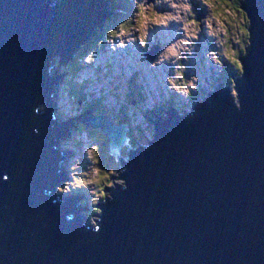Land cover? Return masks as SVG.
<instances>
[{"label": "water", "instance_id": "water-1", "mask_svg": "<svg viewBox=\"0 0 264 264\" xmlns=\"http://www.w3.org/2000/svg\"><path fill=\"white\" fill-rule=\"evenodd\" d=\"M52 1L0 0V264H264V0L242 5L250 49L237 104L221 87L194 115L173 110L155 130L151 122L150 144L130 153L101 194L95 224L74 218L60 195L81 196L86 210L82 190L54 193L63 127L53 128L43 106L59 82L48 66L104 29L112 7ZM96 120L112 147L124 146L128 126Z\"/></svg>", "mask_w": 264, "mask_h": 264}, {"label": "rangeland", "instance_id": "rangeland-1", "mask_svg": "<svg viewBox=\"0 0 264 264\" xmlns=\"http://www.w3.org/2000/svg\"><path fill=\"white\" fill-rule=\"evenodd\" d=\"M226 2L229 3L220 0H127L129 9H133V20L125 26L127 30L111 37L105 27L98 33L103 35L102 50L87 53L85 57L77 56L79 66H72L58 107L62 123L78 116L83 129L74 128L69 133L68 176L63 188L56 193L82 190L86 195V208L91 209L90 216L93 214L90 223H96L99 198L130 153L150 144V123L145 120L150 110L172 103L175 108L187 106L185 111L188 113L213 92L210 89L215 91L225 84L230 90L234 88L231 78L220 81L218 77L221 71L228 75L227 68L233 70L239 63L241 50L249 45L250 21L246 12L240 10L239 14L237 5L230 0ZM245 33L247 42H244ZM155 46H160L155 63L149 64L146 54ZM237 76L235 73L234 77ZM127 79H133L128 85L132 93L124 96L125 103L131 98L140 99L136 91L139 90L137 80L144 85V90L159 94L155 96L157 99L148 101L150 108L140 109L142 106L137 107L136 102L124 106L123 99H114L118 94L112 86H119L121 96L127 94ZM230 94L237 104L235 91L231 90ZM94 102H97L95 110L90 107ZM123 113L128 117L126 123L131 139L129 144L116 151L96 117L103 115L116 124L115 120ZM86 114L91 118L88 123L83 118ZM141 135L144 136L142 139ZM110 155L115 160L111 161ZM104 162L107 165L104 166Z\"/></svg>", "mask_w": 264, "mask_h": 264}, {"label": "trees", "instance_id": "trees-1", "mask_svg": "<svg viewBox=\"0 0 264 264\" xmlns=\"http://www.w3.org/2000/svg\"><path fill=\"white\" fill-rule=\"evenodd\" d=\"M111 2V5H110V2ZM222 3H224V4H228L229 2H226V0H220ZM232 3H234L235 5H237V8L239 9L238 10V13L240 14L241 12H240V10L241 11H243L242 10V5H243V2H244V0H230ZM109 3V7L111 6L112 8H111V11H107V9H108V5L106 6V8H105V11H106V13L108 14V17H107V20H106V22H107V26H106V29H107V31H109V33L110 34H112L111 35V37L112 36H117V34L120 32V31H122V30H127V29H125V26L126 25H128V24H130L131 22H132V20H133V18L132 17H130V15H131V12L133 13V9H132V7H131V9H129V7L126 5V0H107V4ZM125 13V14H124ZM244 17H246L245 15H244ZM123 18V19H122ZM246 19V18H245ZM127 22V23H126ZM111 23H112V26H110L111 25ZM229 30H231V28L230 29H228V34H230L229 33ZM245 36H246V39L244 40V42H247L248 41V36L246 35V33H245ZM227 38H229V37H227ZM98 42H99V44H98ZM101 42H103V35H101V34H98V35H95V37H89L88 38V43L83 47V49H81L80 50V55H82L83 57H85L86 55L85 54H87V53H90V52H95V51H98V49H99V47H101L102 45H101ZM100 45V46H99ZM245 49V50H244ZM244 49H242L241 50V58H244V57H246L247 56V54H248V50L250 49V46L248 45L246 48H244ZM239 57V63H240V58ZM78 60H80V59H78ZM230 60V59H229ZM219 61V63L221 64V66L222 67H224L225 65H224V63H222L221 62V60L219 59L218 60ZM77 63H78V61H77ZM239 63L237 62L236 63V65H235V67L233 68V70L232 69H228L227 68V71L230 73H228V75L226 74H224V72L223 71H221V76H219L218 77V80H219V78H220V81H222V80H225V79H227V78H231L230 79V82L232 83V82H234V83H236L237 82V80H235L238 76H240V80H238V82L239 81H241L242 80V77H243V70H242V64L240 63V65H239ZM70 64V62L67 64V65H69ZM63 65H65V64H60V66H63ZM72 67V66H71ZM70 67V68H71ZM182 73V72H181ZM235 73H237V77L235 78L234 77V74ZM178 84H179V81H178ZM226 85V87H227V85L228 84H225ZM81 93H83V90L81 89ZM132 92L130 91L128 94H127V96H129L130 94H131ZM116 94H118V93H116ZM74 96H78V95H74ZM80 97V96H79ZM132 100H134L133 98H131L130 100H129V102H127V105H130V104H132L131 102H132ZM212 100V99H211ZM127 101V100H126ZM171 104V103H170ZM92 106H90V107H92L93 109L95 108V109H97V107H96V105H97V102H94V104H91ZM164 106H159L158 108H154V109H152V110H150L149 111V114L147 113L146 114V117H147V119L145 118V120H147L149 123H150V125H151V122L152 121H154V120H156V119H158L159 117H162L163 115H164V111H163V109L165 108H167V104L165 103V104H163ZM162 107H163V109H162ZM174 107V106H173ZM177 108H175L176 110H178V111H184L185 110V107H187V106H184L183 108L181 107V108H179V106L177 105L176 106ZM125 108V107H124ZM88 109V108H87ZM94 109V110H95ZM88 111V110H87ZM96 112V111H95ZM125 113V112H124ZM121 114L115 121H116V125H128L126 122H127V120H128V117L127 116H125V114ZM196 113H198V111L196 112ZM195 113V114H196ZM101 116H103V115H101ZM110 117H112V116H110ZM150 117L151 118H156V119H150ZM110 119V118H109ZM149 119V120H148ZM111 121H112V119H111ZM113 122V121H112ZM73 128H78L79 130H82L83 129V127H82V125L80 124V118L79 117H75V119H74V121H73ZM129 126V125H128ZM152 126V125H151ZM153 127V129L155 130V126L153 125L152 126ZM142 137H140V139H142L144 136L143 135H141ZM154 137H155V135H154ZM130 138H131V136H130ZM145 139V138H144ZM144 141V140H143ZM104 142V141H103ZM104 147V145H102V148ZM105 149H108V147L107 146H105ZM110 150V149H109ZM101 151H102V149H101ZM100 151V152H101ZM100 157H101V155H100ZM110 159H111V161H113V156L112 155H110V157H109ZM115 160V159H114ZM110 161V163H112ZM131 162V161H130ZM104 166L105 165H107L105 162L104 163H102ZM108 184V183H107ZM103 192H105V191H103ZM106 193V192H105ZM102 199V198H101ZM95 212H100V210L98 209V210H96Z\"/></svg>", "mask_w": 264, "mask_h": 264}, {"label": "bare ground", "instance_id": "bare-ground-1", "mask_svg": "<svg viewBox=\"0 0 264 264\" xmlns=\"http://www.w3.org/2000/svg\"><path fill=\"white\" fill-rule=\"evenodd\" d=\"M170 12H172L171 10H170ZM165 34V33H164ZM171 57V56H170ZM172 59H173V57H172ZM235 102V101H234ZM86 112H88V111H84V113H86ZM179 112H181V111H179ZM102 117H105V116H102ZM84 118V121L85 122H87L88 123V121L91 119L90 118V115L89 114H86V116L85 117H83ZM105 118H107V119H109L108 117H105ZM82 120V119H81ZM110 120V122H111V119H109ZM113 123V122H112ZM128 131H129V129H128ZM130 136H126V140H125V142H124V144H129L130 143ZM113 145V149L114 150H118V147H117V145H115V144H112ZM121 152H122V150H121ZM86 210H87V208H86Z\"/></svg>", "mask_w": 264, "mask_h": 264}, {"label": "clouds", "instance_id": "clouds-1", "mask_svg": "<svg viewBox=\"0 0 264 264\" xmlns=\"http://www.w3.org/2000/svg\"><path fill=\"white\" fill-rule=\"evenodd\" d=\"M238 78V77H237ZM231 90H234V88H232Z\"/></svg>", "mask_w": 264, "mask_h": 264}]
</instances>
